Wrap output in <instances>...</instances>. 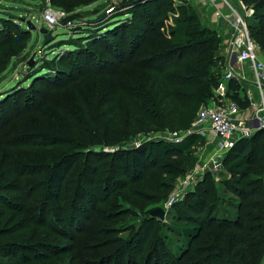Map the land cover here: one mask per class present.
<instances>
[{"label": "trees", "instance_id": "16d2710c", "mask_svg": "<svg viewBox=\"0 0 264 264\" xmlns=\"http://www.w3.org/2000/svg\"><path fill=\"white\" fill-rule=\"evenodd\" d=\"M171 1L125 5L136 23L121 21L107 32L109 36L122 35L131 28L128 42L132 59L128 65L139 72L125 87L126 106L120 107L131 125L146 132L189 128L200 106L214 97L223 77L218 64L222 59L221 37L208 27L199 29L196 15L189 13L191 3L180 5V15H173L175 27L170 37L161 32L168 15L160 19L162 14L159 18L157 14ZM245 2L254 6L249 27L264 54V0ZM153 9L158 13L150 15ZM93 35L91 40L98 38ZM117 56L124 60V54ZM85 68L84 74L89 73ZM49 77L59 80L58 76ZM241 88L232 80L228 96L247 107ZM15 92L0 97V264H264V129L228 152L227 161L235 164L230 167L231 179L223 184L237 201L225 199L212 173H206L196 189L172 205L168 222L148 214L139 229L133 228L128 238L119 239L112 251L92 255L91 251L109 243L71 246L63 242L85 232L93 209L101 202L95 169L85 168L80 173L85 178L77 184L69 177L80 168L82 154L77 150L117 145L120 132L101 118L72 124L52 106V111H44L39 124L24 122V130L7 139L6 126L19 123L14 120L26 111H10V100L20 99V92ZM21 101L15 102L21 105ZM204 138L194 134L175 144L155 139L109 153L89 150L86 156L109 163L113 173L108 178L121 176L117 188L130 187L127 197L134 205L158 206L169 199L173 181L185 173L187 156ZM10 147L15 152L9 151ZM55 148L67 153L55 157L44 154ZM111 192L107 184L105 196ZM74 251H78L72 257L75 262L58 261Z\"/></svg>", "mask_w": 264, "mask_h": 264}, {"label": "rangeland", "instance_id": "374dc122", "mask_svg": "<svg viewBox=\"0 0 264 264\" xmlns=\"http://www.w3.org/2000/svg\"><path fill=\"white\" fill-rule=\"evenodd\" d=\"M87 1L0 0V97L3 98L6 93L11 92L14 95L15 91H18L21 94V105L15 102L20 99L16 100V97H13L10 100L12 104L10 111H20L21 108L26 110L22 113L23 115L14 120L19 123L13 122L6 126L4 136L7 139L16 138V135L11 136V134L23 131L24 122L39 124L45 114L44 111H52L49 108L52 106L59 109L72 124L82 125L101 118L102 122L113 124L118 128L121 136L119 144L77 150L82 154L80 168L69 177L70 180H74V184H77L85 178L80 173L88 166H93L101 202L97 208L93 209L95 212L88 220L85 232L63 243L71 246L80 242H86L87 245L109 243L107 247L91 251L92 255H100L109 253L119 245V239L128 238L134 229L138 230L148 214L151 215L152 209L163 207L166 210V217L162 220L168 222L170 220L168 213L172 205L183 200L189 191L196 189L206 173H212L218 191L225 199L237 201V198L227 192L223 184L225 180L231 179L230 167L235 164V161H227L228 153L222 158L223 165L217 171L210 170L209 161L219 151L212 139L204 138L194 147L184 164L185 173L176 177L172 183L173 188L169 199L158 206L134 205L132 198L127 197L131 188H117L120 185L117 180L122 179L121 176L116 174L118 177L108 178L113 173L109 170V163L96 162V159L90 156L87 158L89 150L109 153L138 147L155 139H164L175 144L178 142L172 141L170 135L174 132L185 134L189 129L179 127L175 130L146 132L130 124L125 110H122L120 105L126 106L125 87L134 82V77L139 72L128 65L132 59L128 42L131 28L122 35L109 36L107 32L109 27L114 29L121 21L136 23V19L127 13L129 11L125 6L127 0ZM170 4L160 9L161 12L157 14L158 18L162 14L160 19L168 15L164 19V27L161 28V32L168 37L172 35V29L175 27L173 15H180V5H183L175 4L173 1ZM189 6H191L189 13L195 14L198 19L199 29L208 27L217 31L221 37L222 59L218 61V64L222 68L227 54L224 43L225 22H222L224 27L219 23L211 24L206 20L210 13L207 6H201L195 2ZM155 13L158 12L154 9L149 12L150 15ZM104 15L107 16L103 17ZM212 16L215 17V15ZM27 20L32 21L37 29L29 28ZM42 28L51 32L49 40H46L45 34L41 32ZM93 34L98 35V38L91 40ZM151 42L149 41L148 44L150 45ZM77 51L83 54L79 56L75 53ZM118 54H124V60L118 58ZM84 65L87 67L85 69L90 71L87 74H84ZM215 69L217 70L218 67H214ZM49 76H58L59 80L51 81ZM151 76L148 75L149 78ZM27 111L30 112L27 113ZM8 150L15 152V149L11 147ZM64 152L62 148H55L50 153L45 151L44 154L55 157L58 153L60 155L67 153ZM101 171H104L107 176H104ZM107 184L110 192L112 191L111 196L104 194ZM172 223H174L173 220ZM173 238L179 239L175 235ZM75 254H78V251L62 255L57 259L59 262L66 263L73 261L72 257Z\"/></svg>", "mask_w": 264, "mask_h": 264}, {"label": "built area", "instance_id": "2783aa9c", "mask_svg": "<svg viewBox=\"0 0 264 264\" xmlns=\"http://www.w3.org/2000/svg\"><path fill=\"white\" fill-rule=\"evenodd\" d=\"M172 1L175 4L195 2L214 7L225 22L224 43L227 54L222 66L223 77L214 90V97L200 106L185 134L174 132L170 135V139L178 143L194 134L205 138L212 134L217 136L219 151L209 161L210 170L217 171L223 165L222 158L239 141L250 139L258 130L264 129V54L249 27V19L255 9L245 0ZM232 80H236L241 90H245L243 99L247 100V107H242L228 96Z\"/></svg>", "mask_w": 264, "mask_h": 264}, {"label": "water", "instance_id": "95a60500", "mask_svg": "<svg viewBox=\"0 0 264 264\" xmlns=\"http://www.w3.org/2000/svg\"><path fill=\"white\" fill-rule=\"evenodd\" d=\"M142 1H144V0H127L125 5L132 6V5H135V4L142 2ZM105 16L106 15H104L103 17H105ZM27 25L29 26V28L37 29V27L34 25V23L30 20H27ZM41 32H43L45 34L46 40H49L51 38V34H50L51 32L48 31V29L42 28ZM150 214H151V216H155V217H158L160 219H165L166 210L163 207H157L155 209H152L150 211Z\"/></svg>", "mask_w": 264, "mask_h": 264}, {"label": "crops", "instance_id": "0c3cea01", "mask_svg": "<svg viewBox=\"0 0 264 264\" xmlns=\"http://www.w3.org/2000/svg\"><path fill=\"white\" fill-rule=\"evenodd\" d=\"M207 8L210 10V13L208 14L209 17H207L206 20L208 22H210L211 24L216 25L217 23H219V25L221 24L222 26H224V24L222 23L223 22V18H222L223 16H221L220 12L217 9H215L214 7H207ZM212 15H215L216 18ZM245 95H246L245 90H242L241 96L243 97ZM206 139H212V141L215 142V145H217V148H218L219 138L217 136L212 134V135H209V137H207Z\"/></svg>", "mask_w": 264, "mask_h": 264}]
</instances>
